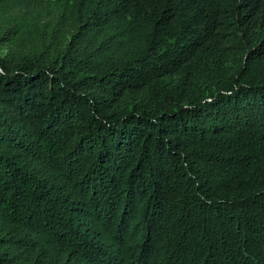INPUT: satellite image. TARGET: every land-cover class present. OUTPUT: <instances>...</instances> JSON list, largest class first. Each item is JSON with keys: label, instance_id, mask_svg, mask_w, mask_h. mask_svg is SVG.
I'll list each match as a JSON object with an SVG mask.
<instances>
[{"label": "trees", "instance_id": "1", "mask_svg": "<svg viewBox=\"0 0 264 264\" xmlns=\"http://www.w3.org/2000/svg\"><path fill=\"white\" fill-rule=\"evenodd\" d=\"M0 264H264V0H0Z\"/></svg>", "mask_w": 264, "mask_h": 264}]
</instances>
